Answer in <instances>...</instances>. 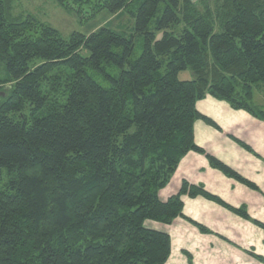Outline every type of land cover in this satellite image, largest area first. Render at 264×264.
<instances>
[{
	"label": "trees",
	"instance_id": "obj_1",
	"mask_svg": "<svg viewBox=\"0 0 264 264\" xmlns=\"http://www.w3.org/2000/svg\"><path fill=\"white\" fill-rule=\"evenodd\" d=\"M13 1L0 0V264H166L171 237L145 223L184 217L185 195L215 199L187 182L159 197L188 153H205L198 102L264 120V0H54L84 20L134 19L130 37L107 25L68 40Z\"/></svg>",
	"mask_w": 264,
	"mask_h": 264
},
{
	"label": "crops",
	"instance_id": "obj_2",
	"mask_svg": "<svg viewBox=\"0 0 264 264\" xmlns=\"http://www.w3.org/2000/svg\"><path fill=\"white\" fill-rule=\"evenodd\" d=\"M197 110L213 123L194 126L195 144L205 153H188L159 197L167 202L187 182L215 199L185 195L184 217L145 227L171 237L166 264H264V120L211 96ZM208 156L246 182L213 168Z\"/></svg>",
	"mask_w": 264,
	"mask_h": 264
},
{
	"label": "rangeland",
	"instance_id": "obj_3",
	"mask_svg": "<svg viewBox=\"0 0 264 264\" xmlns=\"http://www.w3.org/2000/svg\"><path fill=\"white\" fill-rule=\"evenodd\" d=\"M13 5V14L16 17H26L28 15L33 16L41 23L55 28L67 40L70 39L71 35L74 33L90 35L107 25L115 31L125 32L128 37L133 34L134 19L128 13L118 20H115L107 12H102L96 17H91L90 19L86 18V20H84L83 16L81 17V15H79L75 10L61 8L54 0H14ZM137 7L138 3L131 7L133 12ZM135 46L136 48L133 60H137L142 55L144 50L143 37H138L136 39ZM81 55L85 58L90 56L89 52L84 49L81 51ZM106 72L114 77L120 72V70L116 67H107ZM6 77V68L5 66H2L0 70V79H5ZM96 79L104 87H108L110 85V81L103 76H96ZM179 79L181 81H188L193 80L194 76L191 70H187L186 72H182L180 74ZM6 90H8V87ZM5 96L4 91L0 93V102L5 98ZM255 99L258 105L264 107V90L262 93L257 92Z\"/></svg>",
	"mask_w": 264,
	"mask_h": 264
},
{
	"label": "built area",
	"instance_id": "obj_4",
	"mask_svg": "<svg viewBox=\"0 0 264 264\" xmlns=\"http://www.w3.org/2000/svg\"><path fill=\"white\" fill-rule=\"evenodd\" d=\"M191 1L195 3V2H198L199 0H191Z\"/></svg>",
	"mask_w": 264,
	"mask_h": 264
}]
</instances>
